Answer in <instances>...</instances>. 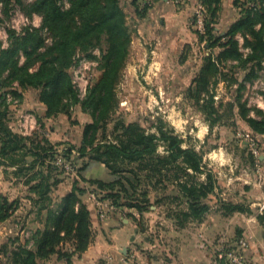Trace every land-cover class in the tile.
<instances>
[{
    "label": "rangeland",
    "instance_id": "374dc122",
    "mask_svg": "<svg viewBox=\"0 0 264 264\" xmlns=\"http://www.w3.org/2000/svg\"><path fill=\"white\" fill-rule=\"evenodd\" d=\"M36 1L13 0L9 5L0 2V43L3 48L10 45L13 36H20L25 30L31 29L38 30L44 41V45L39 50L41 55H45L52 47L54 40L44 27L43 17L37 13H29V8ZM70 2V0H61L59 4L64 10H69ZM256 3L247 0H222L215 25L217 35L227 33L229 28L243 17L246 9L254 5L255 8L264 7V0H256ZM120 5L126 16L132 42L129 57L114 89L113 106L104 139L114 140L113 130L117 121L138 123L150 133H156L157 126L163 122L165 129L174 130L175 134L184 140V148L191 147L204 154L205 164L216 175L217 180L222 177V180H227L232 185L235 183L234 175L238 173L243 181L248 183L246 188L250 189V185L257 182L264 193V163L261 160L264 156V135L255 134L240 115L242 105L249 111L250 118L259 121L264 119V63L259 66L251 62L246 69H243L239 68L237 61H228L220 67L221 70L235 68L228 72L226 80L220 77L211 87L214 105L223 117L218 124L210 128L201 104L198 105L195 100L188 97V89L202 67L203 59L210 56L206 42L200 41L207 19L201 0H120ZM17 14L28 19V25L22 24ZM17 24L20 32L13 28ZM5 40L6 47H4ZM235 40L242 59L251 57L253 51L248 46L249 36L238 32ZM105 49L106 44L102 42L97 48L88 52L84 50L76 52L75 66L69 71L72 78L81 59L85 58L90 63H94V66L87 71L89 81L87 95L80 97L78 94V103L67 97L64 98L63 103L67 106L64 113L52 117L46 123L42 120L45 114L43 116L36 114L37 109L22 111L21 106L26 92L19 90L22 91V98L14 97L18 106L10 108L11 128L23 135L19 126L20 114L28 112L36 116L38 125L30 135L23 136L37 137L38 141L44 137L48 139L54 122L60 125V134L63 136L82 139L81 134L83 135L85 126L92 122L91 114L82 104L89 97V91H92L102 77L104 72L102 58ZM18 60L21 65L26 63L22 51ZM38 66L39 62L33 63L30 71L36 70ZM251 69L254 74L249 76ZM72 81L74 83L73 79ZM26 91L29 92L31 100L35 97L39 100V91L34 89H26ZM6 103L9 107L7 100ZM230 104L234 105L231 113L227 110ZM206 126L209 132L201 136L200 131ZM102 135L103 133H100L99 137ZM58 141L53 143L54 146L63 144L58 148V154L53 159L44 160L43 166L45 172L51 170L53 173L51 183L56 180L61 182L53 186L50 195L51 208L56 209L61 200L72 192L74 183L78 182L77 187L86 192L82 201L96 216L95 221L91 217L93 237L89 248L99 243L101 245L105 241L107 236L103 228L104 220L112 213H119L135 226L137 242L132 244L130 249H158L161 255H164L165 249H189L186 246L188 245L192 249H211V259L218 264H234L235 258L241 264H256L257 258L264 261V201L257 206L250 204V199L240 201L236 194L240 189L239 186L228 193L219 187V195L225 203L242 204L249 208L251 213H235L229 216L220 205H216V201H213L211 210L201 222L188 223L184 229H177L175 221L169 219L167 215L169 209L179 210L186 208L185 205L169 204V201L165 205H158L157 195L151 192L148 196L150 203L143 204L145 211L140 214L137 210H133L134 214H128L127 208H118L113 204L112 199H107L106 192L81 180V176L85 177L91 168H88L90 165L99 166V164L89 159L77 160L75 153L67 159L63 151L70 147V142ZM215 152L227 153L228 156L223 155L221 160L210 161L207 155ZM32 161L33 158L29 157L23 165H31ZM41 168V164H37L36 169L27 174L26 178L25 174L20 176L14 174L15 170L13 172L8 170L3 175L0 190L5 194L0 192V195L6 197L9 205L13 203L11 210L15 212L11 211L12 216L9 220L19 219L18 228L14 227L18 231L27 228L31 233L40 229L38 222L43 225L36 213L37 206L31 201L34 194L30 192L31 185L36 181L39 182L40 179L27 182L36 173L35 171ZM85 168L88 170L84 171ZM102 179H110L106 169L103 170ZM243 181L242 183H245ZM246 194L249 195V190ZM26 218L31 223L28 224ZM203 222V230L206 228L208 232L205 235L201 234L202 230L199 227ZM8 231L9 229L5 233ZM11 235L13 236L10 239L13 240L15 236ZM32 235L29 234V241H32ZM3 236L4 234L0 236L1 243L5 242L10 234L7 237ZM6 243L0 248V264H15L12 255L16 249H9ZM59 247L62 252L73 250L72 242H66ZM57 260L58 256L52 255L48 260H39L38 264H54Z\"/></svg>",
    "mask_w": 264,
    "mask_h": 264
},
{
    "label": "trees",
    "instance_id": "16d2710c",
    "mask_svg": "<svg viewBox=\"0 0 264 264\" xmlns=\"http://www.w3.org/2000/svg\"><path fill=\"white\" fill-rule=\"evenodd\" d=\"M12 1L0 0L5 5ZM60 1L37 0L29 8L30 14L37 13L43 17L44 27L53 37V45L45 55L39 53L44 41L35 29L13 36L7 48L0 43V91L8 89L0 92V166L14 168V174H25V178L37 164L42 166L27 182L40 179L31 185L30 192L34 194L31 201L37 206L36 213L43 228L33 233L31 240L35 250L29 251L24 246L16 248L12 255L14 263L38 264L39 260L57 255L59 261L71 264L74 256L89 249L93 234L91 213L82 201L86 192L77 187L78 182L56 209L51 208L53 186L61 182L51 183L53 173L43 170L44 160L55 158L63 144L54 146L46 137L38 141L37 137H25L15 132L10 126L11 111L5 97L11 94L13 98L21 99L19 90L34 89L40 92L39 101L46 109L44 122L64 113L67 107L63 103L64 98L79 102L69 72L75 66L76 52H88L102 42L106 44L102 58L104 72L82 104L91 114L92 122L85 126L80 145L69 143L70 147L63 152L67 159L75 153L77 160L89 159L104 165L110 179L105 182L81 176V180L106 192L107 199H112L116 207L137 210L140 214L145 211L143 204L150 203L148 196L151 192L157 195L158 205H165L168 201L169 204L185 205L186 208L179 210L169 209L167 216L175 221L177 229H184L188 223L201 222L211 210L213 201L229 216L251 213L242 204L225 203L221 199L217 177L205 164L204 154L191 147L184 148V140L174 130L165 129L163 122L157 126L156 133H150L138 123L117 121L113 130L114 140L104 139L114 89L130 54L132 39L126 16L120 0H70L69 10H64ZM221 1L201 0L207 19L200 41L206 42L210 56L203 59V65L188 89V97L201 104L210 128L223 117L214 105L211 87L220 77L226 80L228 72L235 68H223V71L220 67L228 61H237L239 68L243 69L251 62L259 66L264 63V7L255 8L254 5L246 9L243 17L227 33L217 35L215 25ZM247 1L257 4L256 0ZM238 32L250 38L248 46L253 54L246 60L242 59L235 40ZM20 51L26 58L22 65L18 60ZM35 62H39V66L31 72L30 67ZM249 74H254L253 69ZM228 106L231 113L234 105ZM240 109L242 119L251 130L264 135V119L250 118L244 106L241 105ZM100 133H103L102 137H99ZM29 157L33 158L31 165H23ZM12 207L13 203L9 205L6 197L0 195V226L15 212ZM66 242H72V251L60 250L59 246Z\"/></svg>",
    "mask_w": 264,
    "mask_h": 264
},
{
    "label": "crops",
    "instance_id": "0c3cea01",
    "mask_svg": "<svg viewBox=\"0 0 264 264\" xmlns=\"http://www.w3.org/2000/svg\"><path fill=\"white\" fill-rule=\"evenodd\" d=\"M25 92V100L21 106L22 111L37 109V112L35 113L43 116L46 111L45 106L41 104L36 97L31 100L29 92H27L26 90ZM45 122L47 123V120ZM52 126L54 127H52V131L48 135V139L51 143H54L55 141L59 142L58 140H61L60 142H63L65 140V142L67 141L74 145H79L81 143V138H77L76 140L67 135L63 136V134H60V125L58 123L53 122ZM13 130L19 133L15 129ZM208 132L209 129L206 126V128H203L200 131V134L201 136H205L208 134ZM63 137L65 138L64 140ZM223 155L228 156L227 153L218 154L217 152H215L214 154L209 153L207 155V158H209L210 161L215 159L221 160L223 158ZM261 160H263L262 163H264V156L261 157ZM104 169L106 168L102 164H99V166L93 165L85 174V177L89 180L98 179L108 182L109 179H102ZM8 170H11V172H13L15 169L0 166V184L4 179L3 175H5ZM234 177L235 183H233L232 185L227 180H222V177H220L221 180L218 178L220 189L228 193L231 190H236V188H238L239 186L240 189L236 194L239 196L240 201L244 202L245 199H250V204H253V206H257L259 203H262V201H264V193L262 192L263 190L261 189L260 185L257 184V182H254L252 185H250V189H248L245 187L248 183L243 181L240 174L237 173L234 175ZM242 181L245 183H242ZM247 190H249V195L246 194ZM0 192L4 193V191L1 190ZM89 210L91 211V217L93 221H95L96 216L92 213L93 211L91 208H89ZM128 212V214H134L133 210L131 209H128ZM26 219L28 224L31 223L30 220L28 221V218ZM18 220L19 219H12L6 223L1 224L0 236L4 234L3 237H7L10 234V237L5 241L8 243L9 249H16L19 246H24L27 249H34L33 241H29V234L32 235L34 231H31V233H29V231H27V228L21 229L20 231L14 229V227L18 228ZM38 224V228L42 229L43 225H41L40 222H38ZM199 227H201L202 230L201 234L205 235L206 233H208L206 231V228L203 230L204 222L202 224H199ZM103 228L105 229V234L107 236L105 238V241L101 245L99 243V245L97 244L96 246H91L85 253L81 255L74 256L71 264H218V262L211 259V249H192L188 245L186 246L189 247V249H165L164 255H161L158 249H130L131 245L137 242L135 226L128 218L124 217L123 215L121 216V214L119 213H112L107 216L104 220ZM7 229H9V233H5ZM11 234H14L15 236V238L13 237V240L10 239L11 236H13ZM5 242L1 243L0 248L4 246L3 244ZM255 262L256 264H264V261H260L259 258L255 259ZM54 264L65 263L57 260L54 262Z\"/></svg>",
    "mask_w": 264,
    "mask_h": 264
},
{
    "label": "built area",
    "instance_id": "2783aa9c",
    "mask_svg": "<svg viewBox=\"0 0 264 264\" xmlns=\"http://www.w3.org/2000/svg\"><path fill=\"white\" fill-rule=\"evenodd\" d=\"M17 16L20 18L22 24H24L25 26L28 25V19H25L22 15L17 14ZM13 28L18 30V32H20V27L18 24L16 26L14 25ZM6 46H7V42L5 40L4 47ZM91 66H94V63H90L85 58H83L80 60L78 66L74 70L73 80L80 97H85L87 95L88 87H89V81L87 79V71L90 69ZM6 100L9 103L10 108H16L18 106V102L12 97L11 94L7 95ZM258 107H261V105H258ZM37 125H38L37 119L33 113L27 112L20 114L19 126L21 133L23 135L25 136L30 135L33 131L36 130ZM234 264H241V263L237 258H235Z\"/></svg>",
    "mask_w": 264,
    "mask_h": 264
}]
</instances>
